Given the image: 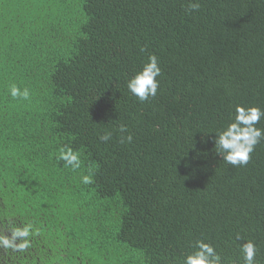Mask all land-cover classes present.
<instances>
[{
    "label": "trees",
    "instance_id": "obj_1",
    "mask_svg": "<svg viewBox=\"0 0 264 264\" xmlns=\"http://www.w3.org/2000/svg\"><path fill=\"white\" fill-rule=\"evenodd\" d=\"M189 2L0 0V264H182L197 239L221 264L252 240L264 264V139L243 166L214 143L236 105L264 111V0ZM149 54L140 102L127 81Z\"/></svg>",
    "mask_w": 264,
    "mask_h": 264
},
{
    "label": "clouds",
    "instance_id": "obj_2",
    "mask_svg": "<svg viewBox=\"0 0 264 264\" xmlns=\"http://www.w3.org/2000/svg\"><path fill=\"white\" fill-rule=\"evenodd\" d=\"M200 8L197 2H189L188 9L195 11ZM145 51V49H141ZM161 74L158 58L155 54H149L147 61L141 69L127 81V88L131 94L136 96L140 102L147 101L149 97H155L159 86L157 77ZM9 95L12 98L28 100L30 92L27 88L21 89L16 85L9 88ZM261 118H264V111L257 106H235L234 119L228 123L227 127L215 132L214 143L217 153L222 156L223 160L232 166L246 165L250 160V154L255 146L264 139V129L257 127ZM126 127L120 125V132H126ZM102 142L111 139V133H104L99 136ZM131 142L132 136H122L121 142ZM59 160H62L65 166L70 167L73 171L81 167V158L78 151L71 147L63 146L59 150ZM94 182L92 175H82L81 183L87 185ZM30 225L24 228H16L12 232L13 239H20L23 242L20 248L27 247V238L30 236ZM237 240L243 238L237 234ZM0 244L11 246L12 240L0 236ZM192 251L184 256L182 264H221L220 254L215 248L203 240L197 239L192 245ZM240 264H258L256 260L257 247L252 240H244L240 244Z\"/></svg>",
    "mask_w": 264,
    "mask_h": 264
}]
</instances>
